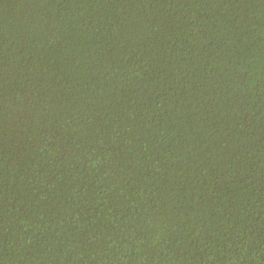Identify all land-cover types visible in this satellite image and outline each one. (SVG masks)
I'll return each mask as SVG.
<instances>
[{"label":"trees","instance_id":"trees-1","mask_svg":"<svg viewBox=\"0 0 264 264\" xmlns=\"http://www.w3.org/2000/svg\"><path fill=\"white\" fill-rule=\"evenodd\" d=\"M0 264H264V0H0Z\"/></svg>","mask_w":264,"mask_h":264}]
</instances>
